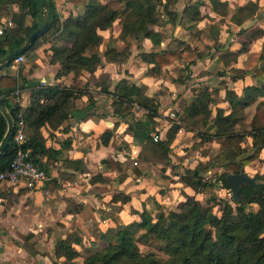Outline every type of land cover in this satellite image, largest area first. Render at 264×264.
Segmentation results:
<instances>
[{
	"label": "crops",
	"instance_id": "obj_1",
	"mask_svg": "<svg viewBox=\"0 0 264 264\" xmlns=\"http://www.w3.org/2000/svg\"><path fill=\"white\" fill-rule=\"evenodd\" d=\"M202 1L204 4H210L208 0ZM52 2L61 30L63 22L68 17L85 11L88 0ZM177 3L169 4L171 11L180 13L176 21L172 22L161 15L160 21L154 26L155 31L164 34L159 45L154 46L148 38L135 39L128 35L122 39L120 37L122 17L119 16L111 27L99 32L102 42L94 49L100 62L93 73L95 79L100 76L105 78L103 83L107 86L108 92L114 91L116 84L122 79H126L128 84L143 86L145 94L158 103V114L152 120L147 117L145 110L135 105L126 106L120 113H115L113 105L115 99L111 93L102 91L100 85L89 80V72L82 71L75 75L72 71H63L59 63H52L51 38L41 40L32 51L26 53L24 61L20 63L22 65L20 69L19 64H13L0 70L3 75L15 76L19 85L22 78L35 83V86L29 84L27 87L17 89L10 97L21 109H26L30 105L31 89L37 86H74L76 90H83V93L77 94L67 104L65 111L68 116L56 128L48 124L41 128L46 146H51L57 151L52 157L42 158L47 167L49 180L35 188H28L22 183L0 182V264H64L65 258L56 256L50 245L57 243L55 241L57 237L61 240L66 238L68 233L74 232L79 237V242L73 244L80 256L75 259L79 264L82 249L90 244L88 238L96 236L100 238L102 234L113 231L118 224L139 222L143 210L155 219L159 212L157 207L160 206L163 211H177L185 195L194 196L202 203L206 201L202 197L207 189L196 193L183 183L180 180L182 168L178 169L177 165L189 169L199 162H206L210 157L203 150L206 148L205 145L215 143L221 149V143L204 141L197 132L186 128L182 119L184 108L195 98L198 90L207 87L216 94L214 96L216 102L208 103L211 115L214 116L216 107L227 112L229 105L224 99L225 90H234L238 96H242L245 86L255 84L251 76L244 75L233 80L234 76L230 74V79L235 83L240 81L241 86L228 88L220 85L211 86L210 82L206 81L208 76H202L200 72H205L214 58L228 70H245L240 63L241 57L249 54L251 60L252 53L258 52L264 41L259 44L257 39L254 45L246 39L230 40L227 43V36L225 42H221L220 45L221 40L217 41L215 37L210 36L205 26L207 13H214L211 8L203 12L201 7V19L188 21L187 25H183L186 22L181 21L184 6L178 10ZM228 4L230 12L236 9L232 7L233 4L230 5L229 2ZM12 10L17 11L18 5L13 4ZM257 17L252 20H256ZM0 19L11 22L8 15H3ZM228 20L230 22L229 17ZM168 27H171L170 34L167 32ZM219 27L221 29L220 25ZM219 31L220 38L223 29ZM205 38L209 41L212 39V44L203 42ZM173 39L197 49L203 53L202 57L197 58L189 66L186 60L176 59L160 69L141 58L142 52L166 49ZM261 39L264 40V36ZM214 43L218 45L217 53H214L215 48H208V45ZM241 48L244 50L238 52ZM108 49L125 51L126 56L123 60L106 58L105 53ZM220 51L227 54L235 52L236 55L225 61L220 57ZM90 53L89 50L86 52L87 55ZM194 77L196 81H200L194 85L197 88L191 90L193 87L191 85L186 89L185 85L193 81ZM172 91L173 96L170 95ZM178 94L181 96L178 97ZM176 98V102L171 101ZM261 98L264 97L259 99ZM179 101L181 105L177 106ZM167 103L173 104L168 105L170 109L164 116L161 114V108ZM173 125L178 126V129L170 144L168 153L170 163L142 160L146 140L154 136L158 138L156 141L165 140L168 130ZM213 130V123H208L203 132L211 134ZM105 132L110 133L106 143L102 138ZM186 134L197 138L200 148L196 157L189 162L185 156H181L184 153L183 149L193 144L191 139L184 144L181 142L180 138ZM247 137L249 136L244 135V142ZM246 146L242 143V147ZM174 153L178 155L175 156ZM107 158L113 160L112 166L115 169L111 164L104 163ZM212 168L206 171L210 172L209 176L204 175L206 179L213 175ZM248 169L249 165L244 167L246 175H250ZM95 176L101 179L92 180ZM29 236L34 251L17 243L21 238Z\"/></svg>",
	"mask_w": 264,
	"mask_h": 264
},
{
	"label": "trees",
	"instance_id": "obj_2",
	"mask_svg": "<svg viewBox=\"0 0 264 264\" xmlns=\"http://www.w3.org/2000/svg\"><path fill=\"white\" fill-rule=\"evenodd\" d=\"M175 2L176 0H164V2L163 0H117L119 6L115 7L108 1L88 0L85 11L68 17L60 30L54 4L52 0H46L50 22L48 30L39 36L28 50L19 55H26L41 40L51 38L52 63H59L63 71H72L75 75L82 71L89 72V80L100 85L102 91L111 93L115 99L113 104L115 113H120L126 106L135 105L145 110L147 117L152 120L158 114V103L145 94L143 86L128 84L126 79H122L116 84L114 91L108 92L107 86L103 83L105 78L100 76L95 79L93 73L100 62L94 49L102 42L99 32L111 27L119 16L122 17L120 35L122 39L128 35L135 39L148 38L154 46L159 45L164 34L155 31L154 26L160 21L161 15L172 22L176 21L177 12L169 9V4ZM209 2L214 13L229 17L236 25H242L246 20L251 19L258 9L255 1H248L238 6L233 12H230L227 1L209 0ZM13 4L18 5L17 11L12 10ZM159 5L163 7V13L159 10ZM203 5L202 0L187 3L182 9L181 19L200 20V9ZM42 6L41 0H0V17L8 15L11 20V25L6 26L4 33L0 35V58L17 48L42 24ZM12 34L17 39L13 38ZM216 49L218 50V45ZM88 50L91 53L87 55ZM243 50L244 48H241L238 52ZM230 53L222 51L219 55L226 61L236 55L235 52ZM202 54L189 45H183L180 40L173 39L166 49L142 52L140 56L144 61L160 69L176 59L186 60L189 66L197 58L202 57ZM105 56L114 60H123L126 55L125 51L108 49ZM13 64V61L2 64L0 70ZM236 71L239 73L232 77L233 80L253 71L252 75L259 84L245 86L242 96H238L234 90H225L224 99L229 105L227 112L223 108L216 107L214 116L211 115L208 103L216 102L214 97L216 94L207 87L198 90L195 98L183 111L182 119L186 128L197 132L204 141L221 143L220 153L217 156L206 162H199L195 167L185 169L184 173L180 174V180L196 193L214 186L215 183L206 179L204 175L215 165L226 168V171L218 175L217 181H220L225 188H229L226 175L245 174L244 167L257 160L264 149V126H252L246 132L235 130V125L245 117V108L260 97H264V42L258 52L252 53L247 69H236ZM21 81L19 85L15 76L0 73V98L14 122L17 121L18 114L22 113L26 139L21 146L29 149L32 161L47 171L42 158L52 157L57 151L51 146H46L41 128L46 124L56 128L68 116L65 111L67 104L77 94L83 93V90H76L74 86H37L31 89L30 105L26 109H21L10 97L17 89L27 87L29 84L35 86V83L27 82L24 78ZM208 123L214 125L211 134L203 132ZM6 128V121L0 113V140ZM177 129L178 126L173 125L168 130L165 140L154 141L149 137L143 145L141 159L169 164L170 144ZM244 135L252 139V150L249 153L240 146ZM109 137V132L103 133V142L106 143ZM17 147L12 136L0 153V172L8 168ZM104 163L111 164L115 169L111 158L104 160ZM99 179H101L99 176L92 178V180ZM185 196V201L177 211L160 210L153 219L143 210L139 222L118 224L110 234H102V239L109 240L108 245L99 252L81 257V264H264V180L255 181V185L242 184L239 188V201L234 202L231 198L235 206L214 195L204 203L194 196ZM252 204L257 205V209L248 211V207ZM215 206L218 207V213L214 211ZM140 230L143 232H139ZM30 238V236L24 237V240L29 241ZM152 238L163 244L164 257H158L153 252L146 254L140 252L138 243ZM77 242L79 237L70 240L69 236L57 242L55 254L65 258L64 264H78L75 259L79 254L73 247ZM22 245L27 247L26 249L31 247L26 242Z\"/></svg>",
	"mask_w": 264,
	"mask_h": 264
},
{
	"label": "rangeland",
	"instance_id": "obj_3",
	"mask_svg": "<svg viewBox=\"0 0 264 264\" xmlns=\"http://www.w3.org/2000/svg\"><path fill=\"white\" fill-rule=\"evenodd\" d=\"M108 2H110L113 6L118 7L119 4L117 3V0H107ZM197 0H176L177 3V8H179L178 10H181L182 6H185L187 3H194ZM209 1V0H208ZM248 1H255L258 5V9L255 12V15H253V17L251 19L246 20L247 22H244L245 24H242V26L237 27L235 26L236 24L232 23L231 21L229 22L228 17L226 16H221L217 13H207V20H205V26H206V30L207 33L212 36L215 37L217 39V41H219V44L221 45V42H225V38L227 37V43H229L230 40H239V41H243L244 39L249 40L250 42H252V44L254 45V41L256 42L257 39H259V44L261 42H263L264 40H262V36H264V0H228L227 2L231 3L230 5H232L233 11L237 10V7L240 5L245 4ZM210 3V2H209ZM175 4V3H174ZM202 10L203 12H206V10H209V8H211L210 4L205 3L202 6ZM159 10L163 13V7L161 5H159ZM247 12H244V14H246ZM180 14V13H179ZM178 14V15H179ZM258 16V17H257ZM256 20H252L253 18H256ZM184 20H186V22L183 23V25H187L188 20L187 19H181V21L183 22ZM197 23V22H196ZM219 25L221 26V29L219 27ZM223 29V33L220 34L219 30ZM170 30L171 27L167 28V32L168 34H170ZM218 35V36H217ZM13 38L17 39V37L12 34ZM211 39V38H210ZM203 42L206 43H211L212 39L209 41L207 38L204 39ZM212 44V43H211ZM216 45L217 44H213V45H208L209 49H213L215 48L214 53H217V49H216ZM222 52V51H220ZM241 61L240 63L247 69V66L250 62V58H249V54L244 55L241 57ZM230 59V58H229ZM21 64L18 66V69L21 68ZM241 66V65H240ZM243 68V69H245ZM245 69V70H246ZM237 73H239V71L236 70H228L227 68H225L221 62H218L215 58L212 59V62L209 63L208 68L205 70V72H200V75H206L208 76V78L206 79V81L210 82L209 84L211 86H222V87H228V88H232V87H240L241 83L239 82H233L229 75H233L235 76ZM253 71L249 72V73H245L244 75H249L251 76V78L253 79V82H255V84H259L258 80L254 77H252ZM221 75V76H220ZM243 75V77H244ZM200 76V77H202ZM196 77L192 78L193 81H191L190 83H187L185 85V88L187 89L189 86L193 85V87L191 88V90H195L197 88V86H194L195 84H199L200 81H196L195 79ZM184 93V91H183ZM181 93V94H183ZM181 94H178V97L181 96ZM170 95L173 96L174 93L173 91L170 92ZM187 95H189V93H187ZM176 99H171L172 102H176ZM173 103H167L165 105H163V107L161 108V114L162 115H166V112L169 111L168 109V105H172ZM177 106L181 105V101H179L177 103ZM245 112V117L241 122H238L235 125V130L236 132H246L249 131L252 126H264V98H261L259 100H257L255 103H253L251 106H249L248 108H246L244 110ZM187 137H190L189 139ZM181 142L184 144V142H188L191 139V142H193L192 145L186 147L183 149V152L181 154V156H185V158L187 159V161H191L192 159H194L196 157V155L198 154L200 148L199 145L197 144L198 141H196L197 138L191 137V135H184L181 138ZM242 143L243 146L245 144L246 147H242ZM206 148H204L203 150L208 154V156L210 157V159L215 156H217L218 153H220V149L218 147V145H216L215 143H209L205 145ZM240 146L245 150V152L249 153L252 150V146H251V138L247 137V140L244 142V140L240 143ZM175 156H177V153H174ZM180 160V158H177ZM177 168L181 169V173H184L185 168L182 167L180 164L177 165ZM213 175L209 178L210 180H212L215 184L214 187L212 189H207L205 191V194H203V197L205 200H207L210 196L214 195L217 198H222L223 200L231 203L233 206H235V203L232 201V197H231V192L229 188H225L220 181H217V177L219 175V173L226 171V168L221 167V166H217L215 165L213 168ZM217 170L219 172H217ZM250 175H247L249 177L255 178L256 182H261L264 180V149H262L261 154L259 156V158L255 161H253L252 163L249 164V169H248ZM209 173H205V176H209ZM186 196H184V200L182 202H180L179 207H181V204L185 201ZM257 209V205L252 204L248 207V211H254ZM157 210L160 211L162 210V208L159 206L157 207ZM163 211V210H162ZM214 211H216V213H218V207L215 206L214 207ZM139 232H143V230H140ZM107 234H110V232H108ZM69 239H73L76 236V233H68ZM60 240L59 237H57L55 239L56 242H58ZM89 241V245H86L84 247V249H82L81 251V257H87L90 254L94 253V252H99L101 251L105 246L108 245V239H102L101 237L98 238L93 237L88 238ZM111 241V240H110ZM20 245H22L24 242H26V244H31L30 240L29 241H25L24 238H21L20 241H17ZM57 243L50 245L51 246V251L55 250ZM31 246V245H30ZM138 247L141 253L146 254L148 252H153L156 256L158 257H164L162 248H163V244L161 243V241L156 240L155 238H152L151 240L148 241H140L138 243ZM27 248V247H26ZM30 251H34L33 247L31 246ZM56 255V254H55ZM80 257V256H79ZM58 258V257H57ZM80 259V258H79ZM81 263V262H80ZM79 263V264H80ZM74 264V263H72ZM99 264V263H98Z\"/></svg>",
	"mask_w": 264,
	"mask_h": 264
},
{
	"label": "built area",
	"instance_id": "obj_4",
	"mask_svg": "<svg viewBox=\"0 0 264 264\" xmlns=\"http://www.w3.org/2000/svg\"><path fill=\"white\" fill-rule=\"evenodd\" d=\"M11 25L8 20L0 19V35L4 33V28ZM25 55L17 56L13 62L18 65L24 61ZM43 100H41L42 102ZM171 116L173 114H170ZM26 136L24 133V120L22 113L18 114V119L15 122L13 140L17 144V150L7 169L0 172V182L10 184L22 183L28 188L41 186L49 180L48 172L38 164H35L30 156V150L22 148ZM156 141L158 138L153 137ZM210 174V172H208Z\"/></svg>",
	"mask_w": 264,
	"mask_h": 264
},
{
	"label": "water",
	"instance_id": "obj_5",
	"mask_svg": "<svg viewBox=\"0 0 264 264\" xmlns=\"http://www.w3.org/2000/svg\"><path fill=\"white\" fill-rule=\"evenodd\" d=\"M42 3V24L33 31L29 36H27L24 41L14 50H12L7 55L0 58V66L5 63L12 62L19 54L28 50L31 44L41 35H43L49 27V17H48V5L46 0H41ZM0 113L6 121V131L2 139L0 140V153L3 152L9 139L13 136L15 122L12 118L10 112L8 111L6 105L3 100L0 98ZM226 182L229 186L231 197L234 202L239 201V188L242 184H250L255 185V178L249 177L244 173L235 174L228 173L226 175Z\"/></svg>",
	"mask_w": 264,
	"mask_h": 264
}]
</instances>
